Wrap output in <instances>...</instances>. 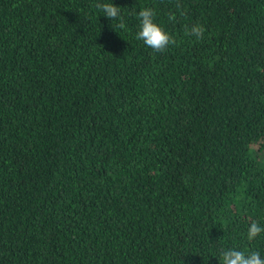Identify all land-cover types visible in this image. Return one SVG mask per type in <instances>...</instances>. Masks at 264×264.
Wrapping results in <instances>:
<instances>
[{
    "label": "trees",
    "instance_id": "1",
    "mask_svg": "<svg viewBox=\"0 0 264 264\" xmlns=\"http://www.w3.org/2000/svg\"><path fill=\"white\" fill-rule=\"evenodd\" d=\"M181 3L0 0V264L264 257V0Z\"/></svg>",
    "mask_w": 264,
    "mask_h": 264
},
{
    "label": "clouds",
    "instance_id": "2",
    "mask_svg": "<svg viewBox=\"0 0 264 264\" xmlns=\"http://www.w3.org/2000/svg\"><path fill=\"white\" fill-rule=\"evenodd\" d=\"M176 11L180 15H184L185 11L181 0H175ZM104 16L111 21H117V27L126 29V23L121 13V7L114 3L97 4ZM140 21L139 31L136 33V39L141 40L144 44L156 52H164L170 45L176 43L175 39L165 31V29L156 22L157 12L152 7H144L137 13ZM169 20L176 19V13L168 14ZM205 28L201 24L185 26V36L194 37L196 40L204 38ZM261 233H264V226L257 222H251L247 229L248 240H254ZM222 264H264V257L259 251H251L246 254L244 251L231 248L222 252Z\"/></svg>",
    "mask_w": 264,
    "mask_h": 264
}]
</instances>
